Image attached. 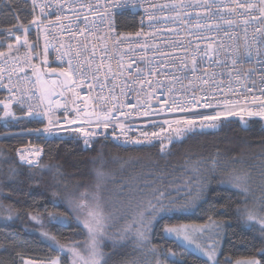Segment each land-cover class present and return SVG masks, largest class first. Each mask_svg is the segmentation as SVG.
<instances>
[{"label": "trees", "instance_id": "obj_1", "mask_svg": "<svg viewBox=\"0 0 264 264\" xmlns=\"http://www.w3.org/2000/svg\"><path fill=\"white\" fill-rule=\"evenodd\" d=\"M33 17L23 0H0V30L26 25ZM117 26L121 31L134 30L136 16H118ZM10 45L11 41L0 34V52H10ZM13 114L14 118L4 120L0 107V264L57 257V249L49 247L42 232L54 236L60 245L85 238L68 200L71 193L95 186V166H100L107 177L104 192L114 213L113 224L126 221L140 212L137 210L144 211L145 206H155L149 215L162 206L177 209L157 211L149 226L146 264H169L165 260L169 250L177 253V264H212L175 233L165 231L182 225L189 226L195 241L192 246L204 248L205 241L215 239L219 264L252 257L264 264V256L258 251L264 247L259 232L249 229L237 212L248 209L264 215V121L260 118L232 116L216 129H197L181 137L173 134L171 143L164 141L162 151L160 142L122 145L96 139L85 146L74 136L44 139L32 131L40 127L34 119L19 108H13ZM28 142L43 148L36 166L23 165L17 159V149ZM8 177L14 179L9 181ZM237 177L241 188L235 187ZM9 214L13 219L7 218ZM50 215L62 217L63 223L49 224ZM31 216L42 220L44 226ZM202 225L208 227L192 233L193 227ZM106 248L108 264L136 260L126 247Z\"/></svg>", "mask_w": 264, "mask_h": 264}, {"label": "built area", "instance_id": "obj_2", "mask_svg": "<svg viewBox=\"0 0 264 264\" xmlns=\"http://www.w3.org/2000/svg\"><path fill=\"white\" fill-rule=\"evenodd\" d=\"M23 1L34 14L32 21L39 19L36 24L31 21L0 30L2 37L11 41L12 48L0 56L1 108L5 110L4 105L9 104L10 111L19 108L26 117L29 110L41 114L51 110L53 119L59 118L61 130L55 135L36 133L44 139L74 136L85 144L83 136L66 130L78 126L65 122L75 118L77 106L82 109L88 105L90 111H99L105 104L109 108L113 104L118 107L151 104L158 110L164 101L186 102L193 93L197 97L207 93L209 98L214 95L217 99H224L227 94L228 98L243 101L244 96L250 99L253 95L260 96L264 90L261 79L264 76L261 19L264 18H260L259 0H240L257 4V9L250 14L240 8L230 12L228 9L235 6L234 0H208L207 3L205 0H135V8L130 3L114 7L123 0H36L35 6L33 0ZM57 3L59 8L55 7ZM41 5H47L43 12ZM126 13L136 16V28L132 31H121L117 26V17ZM57 16L61 18L58 20ZM227 20L233 23H225ZM43 49L47 54L46 70L63 68L69 72L67 88L58 78H50L53 81L48 100L38 80L45 62ZM203 80L209 83L204 84ZM249 88L253 91L248 92ZM121 111L133 113L127 118L119 112L113 113L121 122L132 126L128 135L133 140L142 139L140 131L146 126L149 132L158 131L147 124V118L135 115L134 109L121 107ZM29 118L41 130L48 124L47 116H42V122ZM154 118L160 120L162 116ZM90 130L99 134L89 143L108 139L122 145L135 144L125 143L119 128ZM157 142L160 141L152 143ZM36 150L40 152L38 157ZM21 152L36 166L43 148L28 142L17 149L18 161L31 167L21 161Z\"/></svg>", "mask_w": 264, "mask_h": 264}, {"label": "snow or ice", "instance_id": "obj_3", "mask_svg": "<svg viewBox=\"0 0 264 264\" xmlns=\"http://www.w3.org/2000/svg\"><path fill=\"white\" fill-rule=\"evenodd\" d=\"M208 0H205V3H207ZM36 0H33V5L35 6ZM131 4L133 8L136 7L135 0H123V3H117L114 5V7H124L127 4ZM235 6L232 8H229L228 10L230 12H234L237 8L244 9L246 12L251 13L252 10L257 9V4L254 3H247V2H240V0H234ZM47 7V5H41V12L44 11V8ZM59 8V4L55 6ZM211 10V7H209V11ZM259 13L260 18H264V0H259ZM61 17L57 16V19L59 20ZM37 19H34L31 23L36 24ZM149 19H152V17H149ZM252 19H257V17H252ZM225 23L232 24L233 21L227 20ZM245 23H248L247 20H245ZM261 23H264V19H261ZM257 32H261L260 28L256 29ZM141 33H137L136 35H140ZM17 43H19V38L17 37ZM25 43L27 41L25 40ZM9 51H11V47L9 48ZM5 53L0 52V56H4ZM251 55V53H249ZM45 63H47V56H45ZM235 64L236 61H233ZM196 61L193 60V68L192 71H196ZM71 66V65H70ZM48 72L55 73L57 71L60 72L63 76H69V72L63 68L56 69V68H48ZM207 75V73H205ZM239 78V77H238ZM262 80H264V76L261 77ZM204 84H208V80L202 81ZM46 83V82H44ZM91 87V85H89ZM47 91L46 89L44 90ZM203 91V90H202ZM248 92H252L253 90L251 88L247 89ZM229 92H233L231 88H229ZM233 95H236V93L233 92ZM103 99V98H101ZM0 103H3L0 101ZM5 116H11L12 113L10 111L9 104H5ZM57 107H60L58 104ZM121 107H130L135 110V115L142 116L147 118V124H150L153 130L149 132L147 130V126L144 130L140 131V137L142 139H135L133 140L131 136L128 135L130 131H132V126L128 125L126 123H123L119 120L118 116L114 115V112H119L120 116H123L125 118L132 116V112H124L121 111ZM211 110V111H208ZM49 110L48 112H44L41 114L40 112H34L33 110H29L28 116L34 117L40 122H42V116L48 117V124L41 130V129H35L32 130L37 134L40 133H47L48 135H55L58 133L61 129L58 127L60 124L59 118L53 119V114H50ZM68 112V109L65 107V113ZM166 113H171L172 116L169 117L166 115ZM162 116V119L157 120L154 117ZM232 116H239L241 120L244 119V116L247 117H258L261 120H264V90L261 91L260 96H251L249 99L247 96H244L243 101L241 99H231L228 98L227 94L225 95L224 99H217L214 95L209 98L208 94L205 93L201 97H197L194 93L191 96L190 99H187L186 102L178 101L176 99H172L171 103L168 101H164L161 107L157 110L154 109L151 104H148L145 107H138L137 105H124L118 107L117 105L113 104L110 108L107 107L105 104L101 110L97 111L95 109L91 111L81 110L78 106L76 108V115L73 119H66V123L68 125H78L77 127H70L66 129L69 132L78 133L80 136L84 137L85 144H88L89 141L97 136L99 133L97 131H92L93 127L95 129H101L107 130L108 128L112 127L113 129L119 128L120 129V135L125 137V143L131 142L135 144H141L144 142L152 143L154 140H158L161 143V150H164V140H168L169 143H171L173 139V133L176 137H181L188 133H195L197 129L204 130V129H216L218 128L221 123L224 120H227L228 117ZM246 123V122H245ZM116 139H119V137H116ZM35 155L38 157L40 155L39 150H36ZM20 159L21 161L26 162L28 165L34 166V161L31 159H27V157L24 155L23 152L20 153ZM14 177H8V180H13ZM207 179V178H204ZM223 183V181H222ZM229 183H232V181H229ZM235 187L241 188V184L239 182V178H236L235 181ZM244 190V189H241ZM3 194V189L0 187V195ZM86 194L81 193L78 201L74 205L75 210H81L86 213L84 219H83V226L85 229H87L88 235H89V243L86 247V251L89 254V258H86L80 251L77 250V246H73L72 248L68 249V252H70L76 259L73 260V264H77L79 261L80 264H102L103 257L101 256L100 259H97V248L99 247L101 238L104 237L106 227H107V219L104 215V212L102 208L100 207V204L98 200L94 197V200H96L95 203L89 204L87 200L85 199ZM0 204H2V201H0ZM155 209V206H152ZM10 208V206H9ZM157 211H177V209L172 208H163L159 210H154L152 213H150L151 219L148 222V225L145 226V231L139 232L138 237L140 240H147V231L150 230L149 226L151 225L152 221L155 220ZM238 215L242 219V221L249 227V229L258 231L260 234V238L262 243H264V215L257 217L251 210L248 209H238L237 210ZM143 215V213L141 214ZM8 219H13V216L11 214L8 215ZM16 218H19L18 216ZM33 221H35L37 224H40L41 227H43V221L40 220L36 216L30 217ZM77 220H80V216H77ZM209 220L211 221V217H209ZM55 223H63V218L60 216H49V224ZM215 224V222H212ZM208 225H202V226H196L192 228V233L195 232H203ZM216 227H220L219 225H216ZM189 226L182 225L179 227H168L165 228V231L167 233H175L177 239L183 238L188 243H194L193 235L190 234L188 231ZM41 235L44 237L50 239L52 243L49 245L53 250H56L59 248L60 251H64V246L59 245L58 242L55 240V237H49V234L47 232H42ZM116 246L115 244L113 245ZM197 249H199L204 255L208 257L210 261H212V264H219V261L216 260L215 248H211L209 250H205L202 248L199 244H196ZM155 250V249H153ZM259 254L261 256H264V247H261L259 250ZM177 257V253L172 252L171 250L168 251L165 260L169 261V264H177V260L175 259ZM171 258V259H170ZM25 264H34L32 261H26ZM50 264H60L59 258L52 260ZM103 264H107L106 260H103ZM157 264H161L160 261H157ZM225 264H232L231 261H225ZM235 264H261V261L252 257L247 258L244 260H237Z\"/></svg>", "mask_w": 264, "mask_h": 264}, {"label": "rangeland", "instance_id": "obj_4", "mask_svg": "<svg viewBox=\"0 0 264 264\" xmlns=\"http://www.w3.org/2000/svg\"><path fill=\"white\" fill-rule=\"evenodd\" d=\"M45 56H47V54H46V51L43 49V57L45 58ZM45 66H46V63L44 62L41 65L38 80L40 83V87L42 88L44 97L46 100H48L51 98L50 83L51 81H53L50 78H54V77L49 75V72H47V70L45 69ZM45 89L47 90L46 92L44 91ZM71 106L74 107V105L72 104ZM0 107H2V103H0ZM85 109L87 111H90L88 105L84 106L81 110H85ZM3 111L4 112H3L2 117L4 120H10L14 118L13 109L11 110V113H12L11 116H5V110ZM84 145L86 146L87 144H84ZM94 174H95L94 178L96 182L95 186H92L89 190L80 192L78 194H76L75 192L71 193L69 196V200H68V207L71 210L73 217L85 231V235H86L85 238L80 241H73L68 244H63L64 251H60L59 248H57L58 256L54 257L53 259L49 261H36L33 259L25 258L23 260L24 264L26 261H32L34 262V264H50L52 260H55L57 258H59L60 264H63L65 262H67V264H73V260L76 258L70 252H68V249L72 248L73 246H77V250L80 251L86 258L90 259L89 254L86 251V247L89 243V235H88L87 229L84 228L83 222H82L86 213L84 211L74 209V205L78 201L81 193L86 194L85 199L87 200L89 204H93L96 202V200H94V197H95L98 200L100 207L102 208L104 212V215L108 217L106 221L107 227H106L105 235L100 240L99 247L97 248L98 255L96 258L100 259L102 256L103 260H106L108 264L109 262H108L107 256L110 253L109 251L105 250L107 246H108V249H111V250L114 248L120 249V248L126 247L136 259L135 261L133 262L129 261V263H126V264H146L147 263V259L144 253L147 251L148 243L146 242L147 240H140L138 237V233L145 231V226L148 225V221L151 219L148 213L149 211L153 210V207L151 206L149 208H146L145 206L144 211L137 210L140 212H134L133 214H131V217L129 216L127 218L126 221L119 223V224H116V223L113 224V222H110V221L113 218L114 213L111 211L112 208H111V205L109 204V199L107 198V195L104 192V187H105L107 177L105 173L102 172L100 166L94 167ZM151 202L152 201H150V203ZM142 213L143 215H141ZM77 216H80V220H77ZM256 216L259 217L260 215H256ZM149 232L150 230L147 231V236H149ZM181 239L185 244H187L188 247L190 248L192 247L194 249L196 248L198 252H201L199 249H197V247L192 246L190 243L185 241L183 238ZM47 241L49 242V244L52 243V241L48 238H47ZM114 244L116 245L115 247L113 246ZM216 246H217V243L215 242V239L205 241V243H203V247L205 250H209L211 248L216 249ZM216 255L217 253L215 252V256ZM103 260H102V264H103ZM77 264H80V262L78 261ZM233 264H235V262Z\"/></svg>", "mask_w": 264, "mask_h": 264}, {"label": "water", "instance_id": "obj_5", "mask_svg": "<svg viewBox=\"0 0 264 264\" xmlns=\"http://www.w3.org/2000/svg\"><path fill=\"white\" fill-rule=\"evenodd\" d=\"M49 75H50V76H53V77H56V78H58L59 80H61L62 86H63L64 88L69 87V84H70V83H69L68 76H63V75H61L59 71H57V72H55V73L49 72Z\"/></svg>", "mask_w": 264, "mask_h": 264}, {"label": "crops", "instance_id": "obj_6", "mask_svg": "<svg viewBox=\"0 0 264 264\" xmlns=\"http://www.w3.org/2000/svg\"><path fill=\"white\" fill-rule=\"evenodd\" d=\"M17 25V24H16ZM0 101H2V100H0ZM4 112V111H3Z\"/></svg>", "mask_w": 264, "mask_h": 264}]
</instances>
